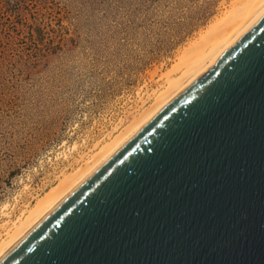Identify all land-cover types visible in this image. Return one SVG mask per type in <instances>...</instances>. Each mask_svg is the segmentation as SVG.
<instances>
[{
  "label": "water",
  "instance_id": "95a60500",
  "mask_svg": "<svg viewBox=\"0 0 264 264\" xmlns=\"http://www.w3.org/2000/svg\"><path fill=\"white\" fill-rule=\"evenodd\" d=\"M0 264H264V12Z\"/></svg>",
  "mask_w": 264,
  "mask_h": 264
},
{
  "label": "rangeland",
  "instance_id": "374dc122",
  "mask_svg": "<svg viewBox=\"0 0 264 264\" xmlns=\"http://www.w3.org/2000/svg\"><path fill=\"white\" fill-rule=\"evenodd\" d=\"M233 1L0 0V237L154 104Z\"/></svg>",
  "mask_w": 264,
  "mask_h": 264
},
{
  "label": "bare ground",
  "instance_id": "6f19581e",
  "mask_svg": "<svg viewBox=\"0 0 264 264\" xmlns=\"http://www.w3.org/2000/svg\"><path fill=\"white\" fill-rule=\"evenodd\" d=\"M233 7L218 19L202 37L181 54L174 74H169L164 89L157 90L154 104L115 138L79 165L74 172L64 175L60 183L37 201L32 209L13 222L4 237H0V258L5 255L41 218L53 209L78 183L91 174L103 161L123 145L155 113L174 99L194 79L199 77L223 51L264 12V0H236ZM81 166V167H80ZM74 170V169H73Z\"/></svg>",
  "mask_w": 264,
  "mask_h": 264
}]
</instances>
